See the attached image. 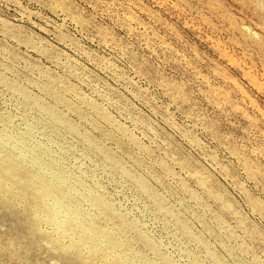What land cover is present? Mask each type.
I'll return each mask as SVG.
<instances>
[{
	"label": "rangeland",
	"instance_id": "rangeland-1",
	"mask_svg": "<svg viewBox=\"0 0 264 264\" xmlns=\"http://www.w3.org/2000/svg\"><path fill=\"white\" fill-rule=\"evenodd\" d=\"M41 112L80 235L3 181L0 264H264V0H0V140Z\"/></svg>",
	"mask_w": 264,
	"mask_h": 264
},
{
	"label": "bare ground",
	"instance_id": "bare-ground-1",
	"mask_svg": "<svg viewBox=\"0 0 264 264\" xmlns=\"http://www.w3.org/2000/svg\"><path fill=\"white\" fill-rule=\"evenodd\" d=\"M69 120L68 122H70ZM59 121H54L44 112L40 113V118L38 120H27L22 115L21 120L16 125L20 132H18L20 134L19 140H11L6 137L1 138L0 194H4L2 185L4 181L6 188L9 190L7 195L10 198H16L21 202H24L25 200L33 201L35 204L30 206L31 208H34V211L36 212L35 216L52 224L60 235L68 236L74 234L79 237L80 231L78 230L79 232H77L74 227L82 224V218L84 215L82 216L78 214L75 207H72V205L68 202L69 197L62 196L59 191L53 188V185L56 183H62L63 185L75 187V185L70 182L71 179H64L63 174L53 168L55 165H61L68 161L67 159L69 158H66L65 151H69L68 145L75 142L73 135L68 132V127L63 126V124L60 123L61 121ZM77 130L79 129L77 128ZM30 137H32V140ZM39 153H42L44 156L38 157ZM73 158L76 161L75 166L80 171H83L86 166H83V162L80 157L74 156ZM45 161H49V163H46ZM92 227L93 226H91V230L93 229ZM71 241L72 244L69 245V247L74 246L76 242H78L75 237L72 238Z\"/></svg>",
	"mask_w": 264,
	"mask_h": 264
}]
</instances>
